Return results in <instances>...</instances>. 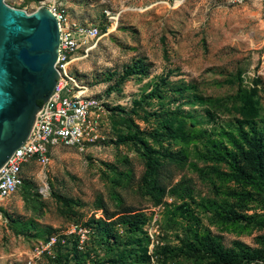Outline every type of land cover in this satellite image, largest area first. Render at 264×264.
Returning a JSON list of instances; mask_svg holds the SVG:
<instances>
[{
  "label": "rangeland",
  "instance_id": "374dc122",
  "mask_svg": "<svg viewBox=\"0 0 264 264\" xmlns=\"http://www.w3.org/2000/svg\"><path fill=\"white\" fill-rule=\"evenodd\" d=\"M4 2L99 27L70 74L104 112L23 166L0 264H264V0Z\"/></svg>",
  "mask_w": 264,
  "mask_h": 264
},
{
  "label": "built area",
  "instance_id": "2783aa9c",
  "mask_svg": "<svg viewBox=\"0 0 264 264\" xmlns=\"http://www.w3.org/2000/svg\"><path fill=\"white\" fill-rule=\"evenodd\" d=\"M233 1L241 3L244 0ZM46 8L57 23L58 46L54 68L59 78H56L47 100L40 104L41 109L28 136L0 167V207L24 185L21 172L25 164L33 162L45 167L56 147H73L83 151L103 139L100 129L104 112L102 101L87 95V88L70 74L74 63L89 57L101 38V31L95 25L71 22L61 4L54 2ZM75 229L83 240L86 231L80 226Z\"/></svg>",
  "mask_w": 264,
  "mask_h": 264
},
{
  "label": "water",
  "instance_id": "95a60500",
  "mask_svg": "<svg viewBox=\"0 0 264 264\" xmlns=\"http://www.w3.org/2000/svg\"><path fill=\"white\" fill-rule=\"evenodd\" d=\"M58 29L47 8L32 13L0 0V167L26 139L58 73Z\"/></svg>",
  "mask_w": 264,
  "mask_h": 264
},
{
  "label": "trees",
  "instance_id": "16d2710c",
  "mask_svg": "<svg viewBox=\"0 0 264 264\" xmlns=\"http://www.w3.org/2000/svg\"><path fill=\"white\" fill-rule=\"evenodd\" d=\"M39 104H41V103H39Z\"/></svg>",
  "mask_w": 264,
  "mask_h": 264
}]
</instances>
